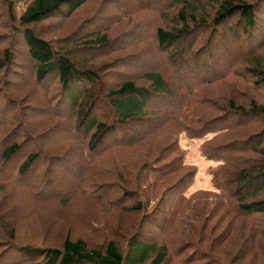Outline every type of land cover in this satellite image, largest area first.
<instances>
[{
	"label": "trees",
	"instance_id": "obj_1",
	"mask_svg": "<svg viewBox=\"0 0 264 264\" xmlns=\"http://www.w3.org/2000/svg\"><path fill=\"white\" fill-rule=\"evenodd\" d=\"M130 1L116 7L106 31L102 15L116 0H0V264H166L185 252L186 264L202 255L205 264H238L252 253L229 221L264 216V104L251 94L264 99V19L257 14L264 0ZM90 7L59 41L36 30ZM151 47L153 70L143 68ZM123 48L130 49L120 60L126 70L106 87L107 71L96 61ZM213 48L231 61L241 55L245 93L235 85L218 99L202 91L224 78L199 81L215 60ZM180 133L204 139L200 154L216 163L209 167L213 190L186 197L196 170L179 153ZM73 156L81 162L74 171ZM208 194L212 209L200 203ZM61 225L65 232L53 242L52 229ZM261 228L250 231L264 238ZM232 237L241 257L225 253L219 263L216 252Z\"/></svg>",
	"mask_w": 264,
	"mask_h": 264
},
{
	"label": "rangeland",
	"instance_id": "obj_2",
	"mask_svg": "<svg viewBox=\"0 0 264 264\" xmlns=\"http://www.w3.org/2000/svg\"><path fill=\"white\" fill-rule=\"evenodd\" d=\"M162 2H164V1H162ZM17 3L20 6H22L21 4H23L20 1H17ZM119 4L120 5L124 4L126 6V5H132V2L130 0H116V3H114L113 6H111L108 9V12H106V11L103 12L104 13V15H102L103 16V20H104V21H102V22H104L102 24L103 28H105L106 25H108V28H109L111 26V24H112V20L113 21L117 20V19H115L113 17L115 16V14L117 12L116 11L117 10L116 7ZM99 6H100V3H98L97 5H94L93 7L95 9V8H97ZM19 9H21V8H19ZM261 9H262V11L264 10L263 5H262ZM90 11H93V9H91V7H90V10H89V8H85L83 10H80L76 14L75 18L73 20L69 21V22H63L62 20H58V21L57 20H50L48 22H44L43 24L38 25L36 30L38 32H40L41 35H43L48 40H51L53 42L59 41L61 37H65V36H67V34L72 32L73 30H76V28H78V25L80 24V21H82L87 16H89ZM102 11H103V9H102ZM168 12L171 13V10L168 11ZM142 13L143 12H140L139 16H136V18L137 19L141 18L142 15H144ZM258 13H259V17H261V19H264V14L261 13V11L257 12V14ZM107 15H109L111 18H108L106 20L105 16H107ZM136 15H137V13H136ZM127 18H129V16L126 15L123 19L126 20ZM154 18H156V17H154ZM110 19H112V20H110ZM129 19H127V20H129ZM149 19H152V17H149ZM128 24H129V22H128ZM152 26H153V23L150 22V25H149L150 34H151V31H152ZM108 28H107L106 31H110V29H108ZM108 36H110L109 37L110 39L114 38V35H112V33L108 34ZM142 36H145L144 32H143ZM126 40L129 41V40H131V38L127 37ZM232 40L233 39H230V41H232ZM114 45L117 46L118 43L115 42ZM211 45H214V43H211L210 46ZM235 45H236V43H235ZM235 45H234L233 48H236ZM150 46H152V45H150ZM252 46L253 45H249L248 46L249 49L252 48ZM231 47H232L231 43H229V46H228V48L226 50H230V49L232 50ZM243 48L247 49V46H244ZM122 51H126V53L123 54V52L119 51L118 54L113 55L110 58H108V55L105 52L104 54L100 55L101 58H100L99 61H101V62L96 61L97 65H100V63H101V65L103 64L102 65L103 68H104L103 70L107 71L105 73V76H103V78H102L103 83L105 84L106 87H108L109 85L113 84L114 82L116 84L118 80L119 81L121 80L119 75L116 74V73H118L119 70H122L121 72L126 70L125 67L127 65H121L122 63L120 62V60L123 59L124 57H128L126 55H128L130 53V49L129 48H127V49L123 48ZM239 51H242V49H240ZM239 51H237V52H239ZM229 52L232 55L235 54L234 50L233 51H229ZM212 53H213V56H214L215 60L210 64V67L208 68V70H206V72L201 73V74L198 73L199 81H201V79H211V80H213V79H218L219 77H224V78H222L219 81L217 80L216 82H213V83H215L213 86L211 84L202 85L201 86L202 91H205L208 96L212 95V96H214V97H216L218 99V96L223 94V92L225 91L224 89L226 87H228L230 85H235L237 87V90H241L240 91L241 93H245L244 92L245 90H243V86H241V84L244 83V81L247 79L249 74L247 73L248 66H247V64L244 63V61H242L241 55H239L238 57H234L233 56V58L235 60L231 61L232 59H229L228 57H226V55H224V51L220 52L218 48L217 49L213 48ZM206 54L208 55V53H206ZM140 55H138V56H140ZM145 55L146 56L143 57L144 58L143 60L146 59L144 61V63L146 62V64H145V66H143V64H142L143 68L144 69L147 68V69L153 70L154 67L152 66L151 60H152V57H156V56L153 53L152 47L151 48H147V50H145ZM20 61L24 63L23 60H20ZM118 63H120V64H118ZM128 64H130V62ZM131 64H132V66L136 65L135 61L131 62ZM10 71H13V69L12 70L10 69ZM170 72L171 73H169V75H171L172 77H174L176 75V74L174 75L173 71H170ZM24 73L26 74V71H24ZM128 73L133 74L131 71H129ZM110 74H112L113 76L110 75ZM120 74H122V73H120ZM176 77H177V75H176ZM11 79H12V81H16V78H11ZM138 80L142 84H145L143 82V78L138 77ZM179 80L181 81L180 78H179ZM6 93H8V90L6 91ZM251 94L257 99V102L264 104L263 96H262V98H259L256 94H253V93H251ZM2 96L4 97L3 94H0V112H2L1 110H3V106H4V103L2 101ZM203 98H205V100L207 99V97L205 95H203ZM23 101L25 102L26 100H23ZM36 102H38V101L37 100H30L29 102H25L24 105L28 104L29 106H32ZM197 104H198V97H196L195 102H194V104L191 105V107H196ZM39 107L41 109L45 108L44 105L43 106L39 105ZM9 112H10L9 109L4 111V113H7V114H9ZM24 113H27V115H24ZM23 115H24L23 122H25V124L28 125V126L30 125V127H31L32 119L28 118V117L32 116L31 115V111L26 110L25 112H23ZM235 121L236 120H234V122ZM172 126H173L174 130L176 131V128H178V127L175 124H172ZM29 129H31V128H29ZM55 133L58 136L62 135V134H60L61 130L59 132H55ZM50 138H48V139H50L49 141H52L54 139L52 137H50ZM119 138H120V136L117 137L116 139H112V140L109 139V141L104 143V144H109V143L113 142V140H119ZM203 140L204 139H200V140L190 139L189 136L184 134V133H180V135L178 137V143H179V147H180L179 149L181 150V152L179 150V153H181L184 156V163L186 164V166H188L190 168H194L196 170L195 179H194V181L192 183V186L186 192V194H185L186 197L192 196L193 193L197 192V191H204V190L211 191V190H213V188L210 186V178L211 177L209 175L210 174L209 167L213 166V165H216V163L212 162V161H207L204 157L201 156L200 150H199V145L201 144V142ZM103 145H101V146H103ZM25 148H29V146H25ZM45 155L49 157V155H51V154L46 153ZM69 161H71L70 169H72V171H74L75 169L79 168L77 166L81 164V162L77 163L76 156L70 157ZM100 163H101V159L99 160V163H98L99 167L101 166ZM72 164H73L74 167L72 166ZM56 169H58V168H56ZM60 175L64 176V177L63 176L62 177L64 178V182H65V177L66 176L64 174H61V173H60ZM69 179L70 178L67 176L66 177V180H67L66 182H68ZM65 190L66 189H61V193L64 194L63 192H65ZM210 198H211V196H209V194L207 195V198L202 196L201 200H200V203H207V205H208L207 208L208 209H212L213 206L215 205V203ZM208 199H210V201H207ZM77 204H78V207H76V208L79 209L80 208L79 201L77 202ZM200 211H202V207H201ZM63 215L64 214H59V218L60 219L62 218V220L65 218V217H63ZM220 215L223 216V213L220 214ZM53 216H55V214H53ZM236 217L238 218V221H235L237 219H234V218L229 221L231 223V225H232V229H234V232L235 231L236 232H240V236H241L240 239L243 238L244 240H247V241H245V246L243 245V248L247 247V249H248L249 246L252 247V249H251L252 253L250 255H248V256L246 255L247 256L246 259H240V260H244V261H242V262H240L238 264H264V238L262 236H260V233L258 234V232L255 233L253 231H250V227L254 226L255 224H258L259 226H264V216L263 217H257V216H255V217H242V216H236ZM212 221H214V218L212 219ZM217 221H219V218H216L215 222H217ZM223 221H225V222L222 223L221 230H223V227L228 224L226 218H224ZM62 223H63V221H62ZM78 226H81V224L78 225ZM58 228H59L58 230L52 229V232H53V236L52 237L53 238L51 240H53V242H54V240L60 241L61 238H62L63 233L65 232L64 231L65 230L64 225H61ZM258 229L259 228H256L257 231H258ZM59 230H60V232H59ZM62 231H63V233H62ZM263 231H264V228H261V232H263ZM61 233H62V235H61V237H59ZM253 233H255L256 235H254ZM75 237L76 236H74V238ZM58 241H56L55 244H57ZM234 241H236V239H234V237H232L230 242L227 243V247L224 249V252H220L221 249H219V251L216 252L217 253V257L220 256L219 259L221 258L222 260H225V255L224 254L227 253L228 254V259H232L233 260V258H234L235 259L234 261H236L237 259L239 261V258L241 257V252H240V249L238 250V247H237L238 244L234 245L235 247L233 249H231V247H230L231 244ZM52 245H54V244H52ZM241 248H242V246H241ZM174 255L175 256H170V262H167L166 264H186L182 260H184L185 258L187 259V256H188L187 252H185L182 255V257H177V254H174ZM203 257H204L205 260L202 259ZM15 258L17 259L18 256H15ZM195 259H196V261L192 262V264H205L203 262L204 261H208L209 260V256L208 255H202V256H200V258L199 257H195ZM219 259H218V262L222 263V260L220 259L221 260L220 261ZM212 262H213V260H212ZM226 263H227V261L224 262V264H226ZM231 264H233V263L231 262ZM234 264H237V262H234Z\"/></svg>",
	"mask_w": 264,
	"mask_h": 264
}]
</instances>
